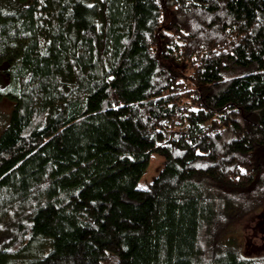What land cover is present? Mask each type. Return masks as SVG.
I'll return each instance as SVG.
<instances>
[{
	"label": "trees",
	"instance_id": "1",
	"mask_svg": "<svg viewBox=\"0 0 264 264\" xmlns=\"http://www.w3.org/2000/svg\"><path fill=\"white\" fill-rule=\"evenodd\" d=\"M1 67L0 264H264V0H0Z\"/></svg>",
	"mask_w": 264,
	"mask_h": 264
},
{
	"label": "rangeland",
	"instance_id": "2",
	"mask_svg": "<svg viewBox=\"0 0 264 264\" xmlns=\"http://www.w3.org/2000/svg\"><path fill=\"white\" fill-rule=\"evenodd\" d=\"M2 67L0 68V86L4 85L7 81ZM13 104V101L8 98L0 100V132L8 123ZM162 166L163 156L158 153H152L149 163L138 181V186L143 187L151 182L157 176ZM231 234L237 236V246L243 254H264V205H253L246 211L238 209L235 217L229 221L222 239L226 240L230 238Z\"/></svg>",
	"mask_w": 264,
	"mask_h": 264
}]
</instances>
